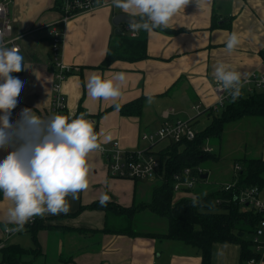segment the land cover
<instances>
[{"label":"crops","instance_id":"obj_1","mask_svg":"<svg viewBox=\"0 0 264 264\" xmlns=\"http://www.w3.org/2000/svg\"><path fill=\"white\" fill-rule=\"evenodd\" d=\"M8 9L25 68L18 77L24 87L11 120H17L24 108L32 109L41 118L47 117L54 71L49 60V29L55 26L61 32L60 61L74 69L61 86L67 116L72 118L81 110L85 119L93 122L98 142L103 147L117 142L122 150L145 148L147 145L140 141V134L155 132L167 111L170 121L178 120L177 116L188 109L195 115L191 121L204 116L208 119L209 112L196 115L192 107L198 104L208 109L215 104L214 73L219 63L239 72L241 79L252 74L264 75V0H210V3L190 0L166 28L146 32V59L116 61L106 69L99 66L112 35L116 36L112 19L117 14L127 15L114 7L112 0H104L101 6L76 15L66 24L59 22L57 0H10ZM122 26L129 33V25L120 24L119 29ZM233 32L239 34L240 44L228 53L226 41ZM121 71L126 73V83L117 101L91 98L86 85L92 73L110 78L111 73ZM141 97L145 101L140 116H122L113 108L116 103L125 105ZM148 97L154 102L148 104ZM100 113L102 116L96 119ZM259 126L256 158L264 161V122ZM6 155L7 152L0 150V160ZM88 164L89 187L78 194V199L66 198L67 213L34 217L42 219L50 228L37 233L40 255L25 256L24 261L33 264H201L199 252L178 241L103 233L106 223L119 221L103 210H83L75 216H66L75 213L80 206L99 201L102 194L110 197L108 202L121 207L139 204L147 195L150 197L158 184L157 178L135 182L110 177L107 161L98 151L89 154ZM176 197L181 198L179 194ZM8 206L9 202L0 194V241L5 245L32 248L27 229L4 238ZM54 217L62 218L50 220ZM152 233L161 232H141ZM240 258V246L236 243L212 245L210 264H240ZM249 260L244 264H264V261L250 263Z\"/></svg>","mask_w":264,"mask_h":264},{"label":"clouds","instance_id":"obj_2","mask_svg":"<svg viewBox=\"0 0 264 264\" xmlns=\"http://www.w3.org/2000/svg\"><path fill=\"white\" fill-rule=\"evenodd\" d=\"M189 3L190 0H112L114 7L131 18L129 30L133 34L166 28ZM239 44V34L230 33L225 51L231 53ZM24 70L19 47H8L4 32L0 31V150L7 152L0 160V194L9 202L6 232L22 231L35 216L67 213L66 198L78 199V194L89 187V154L101 150L93 122L85 119L84 113L75 118L58 113L41 118L32 109L24 108L17 120H11L24 87V82L12 74ZM214 75L218 85L235 101L241 94L240 73L219 63ZM125 83L126 73L122 71L111 73L110 78L92 73L86 87L93 100L117 101ZM153 102L152 97L147 98L148 104ZM115 109L119 111V103ZM109 199L102 194L100 205L106 206ZM8 224L14 227L9 228Z\"/></svg>","mask_w":264,"mask_h":264},{"label":"trees","instance_id":"obj_3","mask_svg":"<svg viewBox=\"0 0 264 264\" xmlns=\"http://www.w3.org/2000/svg\"><path fill=\"white\" fill-rule=\"evenodd\" d=\"M120 31L121 34L118 36L112 35L105 58L99 66L100 69L109 68L116 61L135 62L147 58L145 38L147 31L142 30L135 37H130L129 33L125 32L124 26ZM20 74L21 72L12 75L18 78ZM144 101L145 98L141 97L120 105L119 113L122 116H140ZM81 113L83 112L78 110L72 118ZM204 113H208L211 120L202 131L196 133L193 141L166 143L152 151L158 157L159 174L163 179L157 180L158 184L152 189L147 201L130 207H121L112 202L101 206L99 201H96L87 206H80L75 213L66 216H75L83 210H103L106 214L119 218L116 224L106 223L103 233L178 241L196 249L200 254L201 264H210L211 248L214 243H236L240 246V264L246 263L252 257L249 238L254 231L257 216L250 211H242L240 207L232 203L217 205L215 200L226 196L218 190L209 191L205 195L197 193L194 198L177 199L173 192L172 175L185 168L195 171L207 159H215L211 153H204L202 147L211 138L220 139L228 124L247 117L261 118L264 122V91L255 90L248 95L239 96L235 101L232 99L220 113L215 114L211 111ZM102 114L96 115V119ZM237 164L240 165L238 172L240 188L264 186V161L261 158L244 156L237 161ZM202 182L204 183L205 180ZM144 210L166 219V232L147 235L133 229L134 216ZM56 218L62 217H54L50 220H56ZM49 228L50 225L45 224L42 219H34L31 225L25 227L30 233L33 247L27 249L16 244L5 245L0 249V264H33L32 261L27 262L22 258L25 256L35 258L40 255L36 236L40 230Z\"/></svg>","mask_w":264,"mask_h":264},{"label":"built area","instance_id":"obj_4","mask_svg":"<svg viewBox=\"0 0 264 264\" xmlns=\"http://www.w3.org/2000/svg\"><path fill=\"white\" fill-rule=\"evenodd\" d=\"M10 0H0V31L4 32V43L8 47L13 44L18 46L16 37L12 32V23L9 15ZM104 4V0H58V10L60 12V23L66 24L73 17L80 13L90 12ZM128 32L130 37H135L131 30ZM51 38L49 60L54 67L52 73L53 81L51 85V103L47 117L53 113L65 115L67 109L66 97L62 93V83L74 71L72 67L64 65L60 61V46L61 32L57 27L52 26L49 29ZM12 41V44H8ZM19 47V46H18ZM264 91V75L252 74L245 79H241L240 96L248 95L254 91ZM213 92L216 97L215 104L208 109H202L201 105H194L192 109L196 115H200L205 111L217 113L222 110L227 103L232 100L228 91L222 89L216 79L214 80ZM190 121L183 122L180 120L170 121L168 119V111L164 114V120L160 127L153 133H141L140 141L145 143V148L135 150H122L117 142H113L110 147H103L97 150L107 161L108 175L118 179H128L132 181H145L151 178L162 180V175L159 174V160L152 153L160 145L166 143H181L183 141H193L196 133L190 129ZM204 153H211V148L205 144L202 147ZM240 165L235 163L234 175L232 180L219 186V192L226 194L225 197L215 200L217 205L222 203L238 206L242 211H250L257 216V222L254 231L250 237V247L254 256L249 260L250 263L264 261V186H250L240 188L238 186V172ZM203 171L199 167L193 171L190 168H185L181 172L172 175L173 192L175 196L179 193L191 191L196 184H202ZM206 183V180L205 182ZM34 222V217L25 224L31 225ZM9 228L14 226H8ZM23 229V230H24ZM17 232H6L3 228V236L5 239L18 234ZM5 247V242L0 243V249Z\"/></svg>","mask_w":264,"mask_h":264},{"label":"rangeland","instance_id":"obj_5","mask_svg":"<svg viewBox=\"0 0 264 264\" xmlns=\"http://www.w3.org/2000/svg\"><path fill=\"white\" fill-rule=\"evenodd\" d=\"M174 109L177 110L176 108ZM184 109H187V107ZM194 116V113L188 109L184 114L178 115L177 118L180 121L187 122ZM210 118L207 119L204 116L191 121L188 123L190 129L194 133L202 131L206 124L210 122ZM262 122V119L257 117L243 118L240 121L228 124L220 139L211 138L208 140L206 144L211 148V154L215 159H207L199 167L202 169L203 175L208 174L206 183L196 184L191 191L179 193V197L194 198L197 193L205 195L209 191L219 190V186L227 184L229 180L231 181L234 175V165L240 158L244 156L256 158L260 133L259 125ZM151 130H155V128ZM146 198L148 199L149 195ZM133 222L132 227L137 232L164 233L167 230V220L159 218L147 210L135 215ZM21 235L25 237V234Z\"/></svg>","mask_w":264,"mask_h":264},{"label":"water","instance_id":"obj_6","mask_svg":"<svg viewBox=\"0 0 264 264\" xmlns=\"http://www.w3.org/2000/svg\"><path fill=\"white\" fill-rule=\"evenodd\" d=\"M130 19H131L130 17H128L127 15H124V14H117V15H115L113 17V19H112V24L115 27L114 34L115 35H120L121 34V31L119 29L120 24H127V25H129ZM201 178L203 180H205L207 178V175L205 174Z\"/></svg>","mask_w":264,"mask_h":264},{"label":"bare ground","instance_id":"obj_7","mask_svg":"<svg viewBox=\"0 0 264 264\" xmlns=\"http://www.w3.org/2000/svg\"><path fill=\"white\" fill-rule=\"evenodd\" d=\"M204 114V113H203ZM164 147V146H163ZM240 175V174H239ZM230 181V180H229ZM239 186V185H238ZM217 190V189H216ZM219 192V191H218Z\"/></svg>","mask_w":264,"mask_h":264}]
</instances>
